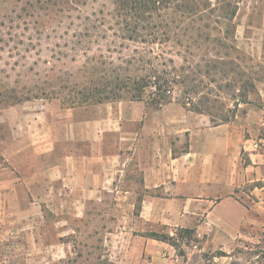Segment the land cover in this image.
I'll list each match as a JSON object with an SVG mask.
<instances>
[{
    "label": "crops",
    "instance_id": "0c3cea01",
    "mask_svg": "<svg viewBox=\"0 0 264 264\" xmlns=\"http://www.w3.org/2000/svg\"><path fill=\"white\" fill-rule=\"evenodd\" d=\"M260 95L264 101V88ZM42 106L20 112L0 153L6 233L30 227L31 215L48 225L61 213L102 222L113 235L104 239L109 264H236L235 251L256 244L263 252L246 264H264V104L247 109L242 125L147 113L145 102L129 99ZM174 134L177 145L187 139L176 155ZM183 229L194 239L182 253L145 235L178 239Z\"/></svg>",
    "mask_w": 264,
    "mask_h": 264
},
{
    "label": "rangeland",
    "instance_id": "374dc122",
    "mask_svg": "<svg viewBox=\"0 0 264 264\" xmlns=\"http://www.w3.org/2000/svg\"><path fill=\"white\" fill-rule=\"evenodd\" d=\"M174 1L185 5L184 14L190 15V0ZM113 9L112 0H0V153L12 140L11 124L22 110L43 108L49 102L69 107L68 94L76 83L114 75L111 68L121 63L118 56L127 57L131 49L123 50L122 54L111 52L112 41L118 40L113 31L88 26L95 18H109ZM199 10V22L210 24L233 38L241 52L238 57L234 52L229 53L234 65H242L236 72L241 71L243 78L249 76L254 83V87L245 88L244 98L248 102L239 105L236 116L229 122L242 125L244 110L264 104L260 95L264 88L261 84L264 81V0H200ZM221 56L227 59L226 55ZM6 96H11L8 103L4 101ZM160 109H172L175 115L185 112L195 116V112L177 101ZM154 110L151 105L146 106L147 113ZM204 115L213 125L211 118ZM176 117L182 123L181 116ZM261 126L264 127V113ZM173 138L176 155L187 145V139L181 136L182 141L177 145V135ZM256 142V148L263 144L262 139ZM165 144L158 142L159 147ZM243 160L247 162L244 155ZM30 218L33 222L30 227H15L8 233L0 222V264H109V247L104 239L113 235L99 228L101 221L59 213L50 218L56 221L54 224L38 225L36 215ZM178 232L177 251L184 252L185 244L190 245L194 237ZM260 252L263 249L258 244L251 249L241 246L235 251L241 256L234 263L246 264Z\"/></svg>",
    "mask_w": 264,
    "mask_h": 264
},
{
    "label": "trees",
    "instance_id": "16d2710c",
    "mask_svg": "<svg viewBox=\"0 0 264 264\" xmlns=\"http://www.w3.org/2000/svg\"><path fill=\"white\" fill-rule=\"evenodd\" d=\"M112 3L114 12L109 18H95L88 26L113 31L118 40L112 41L111 52L131 51L127 57L118 56L121 63L112 66L111 78L100 76L76 83L68 94L69 107L129 99L143 101L157 110L177 101L188 110L208 115L213 125H217L230 122L239 105L248 102L244 98L245 88L254 87V83L249 76L243 78L241 71L236 72L242 65H234L229 57V53L238 57L241 52L231 36L199 22L200 0H190L189 16L184 14L186 6L174 0H112ZM10 97L4 98L5 103ZM180 231L192 235L194 230ZM145 235L178 248L174 235L155 231Z\"/></svg>",
    "mask_w": 264,
    "mask_h": 264
},
{
    "label": "built area",
    "instance_id": "2783aa9c",
    "mask_svg": "<svg viewBox=\"0 0 264 264\" xmlns=\"http://www.w3.org/2000/svg\"><path fill=\"white\" fill-rule=\"evenodd\" d=\"M256 145H257V144H256ZM256 145H255V146H256Z\"/></svg>",
    "mask_w": 264,
    "mask_h": 264
}]
</instances>
